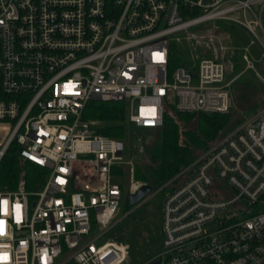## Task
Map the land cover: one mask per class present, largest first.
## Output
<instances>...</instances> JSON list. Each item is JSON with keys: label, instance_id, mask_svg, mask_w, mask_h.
Returning <instances> with one entry per match:
<instances>
[{"label": "built area", "instance_id": "2783aa9c", "mask_svg": "<svg viewBox=\"0 0 264 264\" xmlns=\"http://www.w3.org/2000/svg\"><path fill=\"white\" fill-rule=\"evenodd\" d=\"M218 21L264 53V0H0V161L46 172L32 191L21 178L0 191V264L125 261V245L100 239L141 184L122 191L123 143L83 110L123 101L127 122L148 129L168 106L226 113L221 59L167 68L171 34ZM162 189L159 255L144 264H264V101Z\"/></svg>", "mask_w": 264, "mask_h": 264}, {"label": "rangeland", "instance_id": "374dc122", "mask_svg": "<svg viewBox=\"0 0 264 264\" xmlns=\"http://www.w3.org/2000/svg\"><path fill=\"white\" fill-rule=\"evenodd\" d=\"M236 26L228 29V26L218 22L206 23L168 37V44H171L181 56L183 66L192 68L197 60L214 57L221 59L224 63L225 80L238 72L241 73L242 78L236 79L230 87L229 112L232 115L227 127L220 131V134L225 131L222 136L229 133L252 111L257 110L264 101V84L255 74L257 72L264 78V53L244 29ZM242 54L250 58L253 69L245 67L241 59ZM252 106H254L253 110H251ZM99 124L101 127L104 122ZM122 124V139L119 140L123 143L122 160L131 162L132 177H128L127 169L123 168L120 170L122 174L119 179L114 176V180L118 181L124 191L130 183H139L133 179L134 169L142 175L148 172L149 168L145 164L148 161L147 147L153 142L155 136L154 129L136 127L126 120ZM193 125L194 121L190 126ZM163 196L164 191L152 190L142 201L132 207L122 197L114 219L100 239V242L111 241L126 246V259L122 264H144L159 255Z\"/></svg>", "mask_w": 264, "mask_h": 264}, {"label": "trees", "instance_id": "16d2710c", "mask_svg": "<svg viewBox=\"0 0 264 264\" xmlns=\"http://www.w3.org/2000/svg\"><path fill=\"white\" fill-rule=\"evenodd\" d=\"M218 23L228 26V29L236 26L221 21ZM167 61L169 70L183 66L181 56L171 44L167 46ZM240 75L241 73L230 82L229 92L233 82L239 77L242 78ZM251 108L253 110L254 106ZM231 115L229 110L226 113H180L176 112L173 106H168L162 114L161 126L154 129L155 139L147 147L148 161L145 164L149 168L148 172L142 175L134 169L133 179L140 184L150 185L151 191L158 190L191 165L211 143L225 134V131L222 134L220 131L227 127ZM83 116L104 122V125L97 129L98 134L116 140L122 139V122L126 120L123 101L91 100L86 104ZM193 121L194 125L190 126ZM117 173L120 177L122 171ZM45 176L43 169L29 163H21L10 153L0 161V191L13 190L20 178L25 182V189L32 191L43 183ZM162 191L165 193L166 189L160 192Z\"/></svg>", "mask_w": 264, "mask_h": 264}, {"label": "water", "instance_id": "95a60500", "mask_svg": "<svg viewBox=\"0 0 264 264\" xmlns=\"http://www.w3.org/2000/svg\"><path fill=\"white\" fill-rule=\"evenodd\" d=\"M256 122H253V125ZM195 170V167H193L190 171L186 173V176H190L193 171ZM151 192V187L148 184H141L132 194L127 195V204L129 206H135L140 201H142L149 193Z\"/></svg>", "mask_w": 264, "mask_h": 264}, {"label": "crops", "instance_id": "0c3cea01", "mask_svg": "<svg viewBox=\"0 0 264 264\" xmlns=\"http://www.w3.org/2000/svg\"><path fill=\"white\" fill-rule=\"evenodd\" d=\"M240 74V72H238L235 76H232L230 79H228V80H234L238 75Z\"/></svg>", "mask_w": 264, "mask_h": 264}]
</instances>
